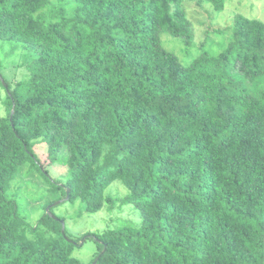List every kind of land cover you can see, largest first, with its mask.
<instances>
[{
    "label": "trees",
    "instance_id": "obj_1",
    "mask_svg": "<svg viewBox=\"0 0 264 264\" xmlns=\"http://www.w3.org/2000/svg\"><path fill=\"white\" fill-rule=\"evenodd\" d=\"M191 1L0 0V41L33 56L0 81V264H83L79 241L38 231L61 229L52 209L30 227L7 197L38 143L42 168L65 152L57 186L81 213L112 209L120 181L141 214L91 235L90 264H264V21L236 14L220 54L183 64L160 36L193 44Z\"/></svg>",
    "mask_w": 264,
    "mask_h": 264
},
{
    "label": "rangeland",
    "instance_id": "obj_2",
    "mask_svg": "<svg viewBox=\"0 0 264 264\" xmlns=\"http://www.w3.org/2000/svg\"><path fill=\"white\" fill-rule=\"evenodd\" d=\"M184 8L193 26V44L187 47L181 37L168 32L160 36L163 47L174 52L183 64L202 58L201 53L204 51L211 55L220 54L228 45L230 33L227 31L233 26L236 14L264 21V0H226V7L221 12H216L212 5L198 0L185 2ZM32 62L33 56L22 44L0 41V74L9 84L15 85L27 79ZM6 97V90L0 87V114L3 117L8 115ZM47 150L44 143L35 146L39 162H27L20 168L7 197L16 202L19 214L30 227H36L48 209L53 207L50 217L53 220L62 218L61 229L54 230L50 223H45L38 231L50 235L61 234L79 241L80 246L75 247L73 256L83 264H90L99 252L97 242L91 235L114 229L124 222L140 225L141 214L135 204L123 203L129 190L120 181L114 182L106 191L107 195L117 198L112 209L106 205L95 214L81 213V201L72 203L64 200V189L57 186L66 183L70 175V167L61 163L66 158L65 152H61L60 162L42 168L41 163L45 164Z\"/></svg>",
    "mask_w": 264,
    "mask_h": 264
},
{
    "label": "water",
    "instance_id": "obj_3",
    "mask_svg": "<svg viewBox=\"0 0 264 264\" xmlns=\"http://www.w3.org/2000/svg\"><path fill=\"white\" fill-rule=\"evenodd\" d=\"M0 81L4 84V86L5 87H7V85H6V83H5V80L3 79V77L1 76V74H0ZM14 113V110H12V114ZM65 200H69V189L67 190V197H66V199ZM59 203V202H58ZM57 203V204H58ZM57 204H55L54 206H56ZM53 207H50L49 209H48V213H50V210L52 209ZM97 260L98 259H96L95 260V262H94V264H97Z\"/></svg>",
    "mask_w": 264,
    "mask_h": 264
}]
</instances>
